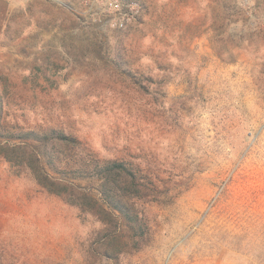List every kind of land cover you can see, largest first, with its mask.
<instances>
[{
	"label": "rangeland",
	"instance_id": "obj_1",
	"mask_svg": "<svg viewBox=\"0 0 264 264\" xmlns=\"http://www.w3.org/2000/svg\"><path fill=\"white\" fill-rule=\"evenodd\" d=\"M135 1L138 19L112 29L82 0H0L3 136L63 129L147 168L166 202L143 195L146 243L110 259L94 214L0 156V264H264L263 0L251 15L237 0Z\"/></svg>",
	"mask_w": 264,
	"mask_h": 264
},
{
	"label": "trees",
	"instance_id": "obj_2",
	"mask_svg": "<svg viewBox=\"0 0 264 264\" xmlns=\"http://www.w3.org/2000/svg\"><path fill=\"white\" fill-rule=\"evenodd\" d=\"M104 52L108 56L106 62H112L115 66L122 62V75L130 79L133 88L141 92L147 89L142 82L143 76L139 78L132 72L123 56L122 60L112 58L109 47ZM36 71L41 72L42 68L37 67ZM258 72L254 71L256 74ZM250 74L253 76V72ZM1 110L0 100L2 137V130L6 128ZM15 131L16 128L9 130L3 136L5 140H0V156L12 165L23 166L46 192L94 214L104 228L102 255L115 258L120 252L121 240L122 252L127 249L139 250L146 243L150 226L137 202L146 195V198L152 197L147 198L148 202L157 205L166 203L158 199L161 190L154 186V182L147 185L143 179L144 173L148 174L147 168L123 159H99L84 148L86 146L76 136L63 129L38 126ZM70 151L72 154H69Z\"/></svg>",
	"mask_w": 264,
	"mask_h": 264
},
{
	"label": "built area",
	"instance_id": "obj_3",
	"mask_svg": "<svg viewBox=\"0 0 264 264\" xmlns=\"http://www.w3.org/2000/svg\"><path fill=\"white\" fill-rule=\"evenodd\" d=\"M242 8L252 14L256 0H237ZM85 12L98 26L126 29L141 14V6L135 0H82ZM264 20V12L261 14Z\"/></svg>",
	"mask_w": 264,
	"mask_h": 264
},
{
	"label": "crops",
	"instance_id": "obj_4",
	"mask_svg": "<svg viewBox=\"0 0 264 264\" xmlns=\"http://www.w3.org/2000/svg\"><path fill=\"white\" fill-rule=\"evenodd\" d=\"M263 6H264V0H263Z\"/></svg>",
	"mask_w": 264,
	"mask_h": 264
}]
</instances>
